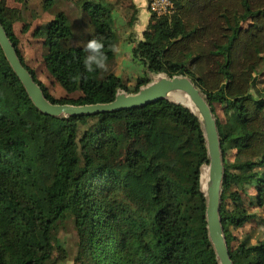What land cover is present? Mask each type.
<instances>
[{
    "label": "trees",
    "instance_id": "obj_1",
    "mask_svg": "<svg viewBox=\"0 0 264 264\" xmlns=\"http://www.w3.org/2000/svg\"><path fill=\"white\" fill-rule=\"evenodd\" d=\"M68 1L92 28L86 46L75 45L63 11L34 33L44 40L48 72L67 93H80L58 99L24 59L14 30L24 20L21 8L0 0L3 25L51 102L106 103L152 81L139 76L133 90L110 68L119 40L118 1ZM129 1L132 26L138 10ZM172 2L170 14H152L133 55L148 73L188 75L215 116L214 102L236 112L224 124L216 117L225 164L222 223L234 264H264V237L239 240L231 230L253 218L241 198L248 185L264 207V94L254 91L255 77L264 72V0ZM118 122L128 139L143 138L147 149L128 148L115 130ZM230 150H236L234 161ZM208 163L200 119L189 108L162 99L94 115H46L0 45V264H58L56 252L64 247L54 233L69 221L80 239L75 264H220L201 189Z\"/></svg>",
    "mask_w": 264,
    "mask_h": 264
},
{
    "label": "rangeland",
    "instance_id": "obj_2",
    "mask_svg": "<svg viewBox=\"0 0 264 264\" xmlns=\"http://www.w3.org/2000/svg\"><path fill=\"white\" fill-rule=\"evenodd\" d=\"M113 1H118L119 3L118 7L115 9V28L120 37L121 34L124 33V30L126 31V29H129V26L127 25L128 15L132 14L133 10H131L132 7L127 8L130 4L129 0ZM7 3L11 7L21 8L23 12L24 20L22 22L15 23L14 30L20 39V48L26 63L35 69L38 77L46 84L50 92L56 98L61 99L65 97H78L80 93H67L48 72L44 62V53L46 52L44 40L41 37L35 36L34 33L38 27L49 23L58 12L63 11L68 15L71 21L72 28L75 33V45L86 46L88 43V36L92 33V28L83 11L77 7L74 2L68 0H26L25 3H18L15 0H7ZM249 24H251V21H247L243 25L247 28ZM110 68L117 75L124 76L127 85L133 90L136 88V81L139 75L143 76L148 74L151 80L156 78L155 74H151L146 71V67L144 68L142 61L133 57L132 53H130V59L125 57L123 61L119 62L115 59L110 65ZM263 88L264 72L255 77L254 91L255 93L256 90L261 92V94L257 97L264 94L262 92ZM214 107L216 117H218L223 124L226 123L228 117H237L234 110H226L225 104L214 102ZM115 130L117 133L121 134V136H125L128 148L147 149L148 145L143 138H127L126 128L123 122H118L115 125ZM235 156L236 150H230L228 152L227 157L230 161H234ZM125 158L126 150L124 149L120 154L118 164L121 165L124 163ZM241 198L244 206L249 213L253 215V218L246 222L244 226L232 228L231 230L239 240H242L246 235H250L252 237V241L255 243L258 239L264 237V207L258 205L257 190L253 185H248L246 190L241 192ZM229 203L231 204V201H229ZM54 235L57 236L60 244L64 247V252L61 250L56 252L58 264H75L80 239L73 222L69 221L66 226L60 228L54 233Z\"/></svg>",
    "mask_w": 264,
    "mask_h": 264
},
{
    "label": "water",
    "instance_id": "obj_3",
    "mask_svg": "<svg viewBox=\"0 0 264 264\" xmlns=\"http://www.w3.org/2000/svg\"><path fill=\"white\" fill-rule=\"evenodd\" d=\"M0 45L32 102L38 110L46 115L53 117L94 115L144 107L162 99L181 104L195 113L200 119L209 155V163L206 164L209 167L206 190L202 188L201 182V189L207 199L206 216L209 238L213 244L219 263L234 264L221 216L223 183L225 179L221 134L217 118L207 95L192 78L183 74L169 76L160 73L156 74L154 80L141 86L138 92L128 93L121 90L117 93L115 99L110 102L84 105L53 103L46 97L43 88L36 82L31 72L24 66L1 18ZM187 98L190 102L189 104L186 103Z\"/></svg>",
    "mask_w": 264,
    "mask_h": 264
},
{
    "label": "crops",
    "instance_id": "obj_4",
    "mask_svg": "<svg viewBox=\"0 0 264 264\" xmlns=\"http://www.w3.org/2000/svg\"><path fill=\"white\" fill-rule=\"evenodd\" d=\"M149 1L150 0H133V3L138 10L137 19L134 24L132 26H129V29H126V31L124 30V33H122L119 37L116 48V61H123L125 57L130 59V53H132L133 55L134 47L136 46L137 42L142 40L144 32L147 30L151 23L153 14L149 7ZM146 71H148L147 68ZM118 76L123 77L125 80L124 76Z\"/></svg>",
    "mask_w": 264,
    "mask_h": 264
},
{
    "label": "built area",
    "instance_id": "obj_5",
    "mask_svg": "<svg viewBox=\"0 0 264 264\" xmlns=\"http://www.w3.org/2000/svg\"><path fill=\"white\" fill-rule=\"evenodd\" d=\"M149 7L154 14L162 16L173 11V2L172 0H150Z\"/></svg>",
    "mask_w": 264,
    "mask_h": 264
},
{
    "label": "bare ground",
    "instance_id": "obj_6",
    "mask_svg": "<svg viewBox=\"0 0 264 264\" xmlns=\"http://www.w3.org/2000/svg\"><path fill=\"white\" fill-rule=\"evenodd\" d=\"M173 100V98H172ZM186 103L189 104L188 98L186 100ZM192 107V106H191ZM209 176V167L208 165H204L201 171V182H202V188L206 190V183Z\"/></svg>",
    "mask_w": 264,
    "mask_h": 264
}]
</instances>
